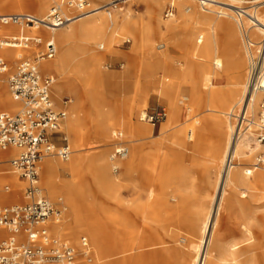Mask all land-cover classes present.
Segmentation results:
<instances>
[{
  "label": "bare ground",
  "instance_id": "obj_1",
  "mask_svg": "<svg viewBox=\"0 0 264 264\" xmlns=\"http://www.w3.org/2000/svg\"><path fill=\"white\" fill-rule=\"evenodd\" d=\"M144 2L150 18L141 29L140 20L130 11L110 12L109 7L101 8L97 3L96 10L87 16L48 32L55 39L57 52L51 60L41 62L40 69L54 74L51 90L57 99L65 92L75 96L70 116L60 124L61 131L73 136L72 156L67 161L48 156L38 166L42 189L48 197L66 202L64 217L49 225L62 238L63 234L76 232L89 237L93 246L91 260L86 263L79 254L75 264H264V168L254 167L262 146L257 139L252 144L264 85V0L250 1V6H245L246 0H209V10H204L200 0ZM50 4V0H0V10L44 16ZM168 6L175 11L170 18L161 14ZM190 20L192 25L186 30L183 45L192 54L189 66L195 70L194 88L192 105L179 116L171 91L175 72L171 75L166 68L168 48L178 27ZM124 32L140 36L149 46L141 81L135 86L140 88L141 100L166 97L170 110L163 126L175 129L173 140L182 156L204 150L217 172L198 237L188 176L173 171L165 159L154 162L144 153L140 141L150 136L153 127L133 122L128 113L122 114L129 107L122 95L126 83L114 94L119 102L116 107L108 103L102 90L106 78L99 70V55L92 46L111 51ZM153 34L164 39L156 47L159 51L152 47ZM0 52L14 61L18 51L2 48ZM161 70L164 74H160ZM225 71L232 88L217 87ZM116 79L112 83L117 84ZM86 103L94 115V125L87 132L79 115L81 105ZM19 106L4 83V75H0V111L14 113ZM146 112L142 109L139 119ZM188 119L192 120L190 124ZM120 123L127 141L121 131L122 137L115 138V128ZM111 136L117 139L115 148L125 150L117 162L109 160L105 152L96 156L84 152L99 147V142L105 143ZM20 151L9 148L4 152L5 160ZM86 167L93 169L99 184L98 207L82 196L74 179ZM65 174L74 180L64 179ZM24 188L26 181L14 173L10 163H1L0 205L20 203ZM242 189L249 192L256 206L242 199L247 196L239 192ZM129 193L134 198L128 200ZM224 201L233 229L227 238L216 229ZM6 235V230L0 229V240Z\"/></svg>",
  "mask_w": 264,
  "mask_h": 264
},
{
  "label": "built area",
  "instance_id": "obj_2",
  "mask_svg": "<svg viewBox=\"0 0 264 264\" xmlns=\"http://www.w3.org/2000/svg\"><path fill=\"white\" fill-rule=\"evenodd\" d=\"M49 10L44 16L34 12L6 13L0 11V25L17 27L16 33L0 34V49L17 50L12 62L0 53V72L9 73L8 88L13 98L19 102L17 112L0 113V154L11 147L21 149L18 155L8 160L14 173L27 182L24 202L0 205V229H6L8 236L0 240V264H75L81 254L91 260V246L88 238L82 236L79 244L51 233L49 223L60 218L61 210L56 208L43 193L39 184V163L48 156H58L67 161L72 149L64 136L62 145L53 137L61 132V122L67 118V107L58 108L52 98L55 76L40 69V63L51 60L57 52V44L51 36L42 31L68 25L70 22L95 11L96 4L101 8L120 9L128 0H50ZM204 10L209 0H200ZM253 0H249L250 4ZM172 6L165 9V16L172 17ZM262 65V64H261ZM263 66V65H262ZM12 68V69H11ZM260 100V112L256 124V138L262 146L254 167L264 166V85ZM66 100L64 104H67ZM167 111L146 112L142 121L162 122ZM122 137V133L115 135ZM115 148L110 159L116 161L122 153ZM9 189V186H6Z\"/></svg>",
  "mask_w": 264,
  "mask_h": 264
},
{
  "label": "rangeland",
  "instance_id": "obj_3",
  "mask_svg": "<svg viewBox=\"0 0 264 264\" xmlns=\"http://www.w3.org/2000/svg\"><path fill=\"white\" fill-rule=\"evenodd\" d=\"M249 1V0H246ZM252 4V3H250ZM250 4L245 3V6H250ZM123 9V11H130L129 13L134 17L135 19L140 20V29L142 27V23L145 21H148L150 16L147 13V7L144 2V0H132L128 1L127 3L123 4V6L120 8ZM115 9L108 8V11L115 12ZM14 13V12H11ZM161 14L165 15V8L162 9ZM166 17V16H165ZM192 25V21H188L187 24H181V28L178 27L177 33L175 34L174 40L170 43V46L168 48V54L170 56L169 61L167 62V70L172 75L173 72H175V78L171 79V91L173 92V98L177 102V112L180 116L181 113H183L184 108H187L191 106L192 102V90L194 88V80L193 76L195 73V70L193 67L189 66L190 61H192V54L189 50H187L184 47V41L186 39V32L187 29H189ZM0 34H8L12 32H16L18 29L17 27H4L0 25ZM44 36L49 37L47 31H42ZM82 37H78L79 40H81ZM164 39L157 34H153L151 38L152 47L154 50H157L156 47L160 42H163ZM114 49L111 51H108L107 49H101L100 47L93 45L92 47L95 49V52L99 55V70L106 78V83L102 87L104 89L103 92L106 93L107 98L109 99L108 103L113 106H118L119 102H116L115 95L119 92V89L122 90V84L126 83V90L124 94H122L125 99L127 98V103L129 107L126 108V111L122 112V114L128 113L132 119L133 122L136 123H144L149 124L153 127V131L150 134V136L145 135L143 137V140L140 141L142 143V148L144 149V153L148 154V157L152 159L154 162H159L162 159H165L168 163V166L171 167L173 171L177 170L179 173H183L184 175L188 176L190 184L192 186V194L193 199L192 203L195 204L194 206V212L195 216L194 219H196V223L194 224L195 228L197 229L196 236L198 237L202 232V219L204 217L203 213L207 210L204 207H208L210 201H211V195L212 190L214 188V184L217 180V172L212 168L209 164V157H207V153L204 150L195 151L187 153L186 156H182V153L179 149V147L175 144V141L173 140V133L175 129H171V127H164L163 124L168 118V115L165 119H163L162 122L159 123H151L149 121H141V118L139 119V115L142 109H145L147 112H156L161 110L162 108H165L166 111L169 113L170 104H168V100L166 97H162L161 99L155 100L151 99L148 102L142 101L140 98V88H136L135 86L140 83L143 72H144V60H145V53L146 49L149 47L147 43L144 41L143 38L140 36H135L134 33H127L124 32L118 37V41L115 43ZM159 51V50H157ZM1 53V52H0ZM11 66H14V63L11 64ZM262 66L259 67V71L261 70ZM12 69V68H11ZM171 71V72H170ZM46 73V72H45ZM160 74H164V71L161 70ZM170 74H167L170 76ZM223 76L220 78V85L217 87L228 89L232 88L231 86V79L229 78L228 74L225 72L222 73ZM0 75H4V83L6 84V87L8 88V75L9 73H1ZM115 77H117L116 80H118L120 84L112 83L113 79L115 80ZM78 81V80H77ZM109 81V82H108ZM202 78H198L199 85H201ZM197 82V83H198ZM52 98L54 101V104L58 108H64V105L67 107V117L70 116V106L75 101V96L70 93H64L60 99H57L55 97V93L52 92ZM68 101L67 104H64L65 101ZM89 104L86 103L84 105H81V109L79 112V115L81 117V125H83V129L85 132L91 130L93 127V114L89 109ZM108 108L107 105H105V109ZM4 112V111H2ZM1 113V111H0ZM118 116V115H117ZM141 117V116H140ZM191 119H188L186 122L191 123ZM236 121V120H233ZM121 124V123H120ZM116 131H121L124 134V139L127 141V133L123 126V124L117 126L115 128ZM62 133L57 134L55 136L56 144L62 145L64 143L63 137L65 136L67 138V143L71 146L72 152H74V143H72L73 136L69 135L65 130L61 131ZM255 134L252 137V144L255 145L256 141V126L254 127ZM215 137V136H213ZM116 138V136H115ZM111 136L109 140L105 143L99 142V147L91 148L90 150H85L84 152L87 153L89 156H96L98 154H101L105 152L106 156L109 157L111 153L115 149V139ZM213 139V138H211ZM262 150H260L261 152ZM73 154V153H72ZM72 156V155H71ZM0 158L6 159L4 157V152L0 154ZM51 159H58L61 160L58 156H50ZM111 160V159H109ZM118 158L116 159L117 162ZM64 161V160H62ZM113 161V160H111ZM264 168V166H263ZM170 170V168H169ZM264 170V169H263ZM166 172V171H165ZM76 179V182L80 188V191L82 193V196L86 198V200L91 203L92 205L98 207L99 201L101 199L100 192H99V184L97 180L94 177L93 169H90L88 167L84 168L82 171H80L76 176H74ZM64 179L73 181V177L71 175L65 174L63 176ZM39 184L42 189V180L41 175L39 174ZM27 187V182H26ZM25 188L23 189L20 197V202H24L25 199H23ZM239 192H244L243 194H246L243 200L248 202L249 205H252L253 207L256 206L257 202H252L249 192L244 191L243 189ZM42 193L47 197L48 195L46 192L42 189ZM241 194V196L243 195ZM127 199H132L134 196L132 194L126 195ZM51 202L54 204L56 208L61 210V219L64 213V207L66 206L65 200L63 201H53L51 198H49ZM18 204V203H15ZM201 211V212H200ZM200 212V213H199ZM259 211L258 213H260ZM228 211L225 207V201L221 206L220 209V215L218 216V223L216 229L221 231L224 237H229L233 233L232 229V222L231 218L228 216ZM51 233L54 235L56 234L53 231L52 225L50 226ZM6 230V229H5ZM7 232V230H6ZM73 234V233H72ZM8 236V232L7 235ZM60 236V235H59ZM82 236H86L88 238L89 244L92 249V244L89 239V237L82 232H76V234L73 235H67L63 234V238L68 239L73 244H79L80 238ZM191 249L192 246H190ZM84 259L83 261L86 263L87 260ZM254 264H261L259 261L255 262Z\"/></svg>",
  "mask_w": 264,
  "mask_h": 264
},
{
  "label": "crops",
  "instance_id": "obj_4",
  "mask_svg": "<svg viewBox=\"0 0 264 264\" xmlns=\"http://www.w3.org/2000/svg\"><path fill=\"white\" fill-rule=\"evenodd\" d=\"M1 11V10H0ZM2 26V25H1ZM9 28V27H8ZM14 28V27H13ZM12 33H16V32H12ZM8 34H10V33H8ZM2 35V34H1ZM2 54V53H1ZM3 55V54H2ZM12 63H13V61H11ZM47 74H49V73H47ZM51 75H54V74H51ZM5 112V111H4ZM57 135V134H56ZM55 135V136H56ZM55 136L53 137V140H54V142L56 143V141H55Z\"/></svg>",
  "mask_w": 264,
  "mask_h": 264
}]
</instances>
